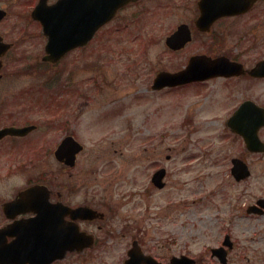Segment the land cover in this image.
Wrapping results in <instances>:
<instances>
[{
	"label": "rangeland",
	"instance_id": "obj_1",
	"mask_svg": "<svg viewBox=\"0 0 264 264\" xmlns=\"http://www.w3.org/2000/svg\"><path fill=\"white\" fill-rule=\"evenodd\" d=\"M190 1L140 0L137 23L130 8L104 29L106 54L98 56L93 48L85 57L91 62L78 64L95 75L97 90L91 89L86 111L78 109L72 118L71 130L84 147L75 168L63 169L48 152L22 168L24 159L17 152H0L1 183L12 191L29 177L57 178L107 211L102 224L107 248L95 260L101 264H122L134 239H141L157 260L186 254L196 264H219L210 250L220 246L225 235L233 241L228 264H264V217H247L244 210V204L262 194L264 176L245 182L251 192L247 198L240 196L243 183L234 184L227 176L235 146L216 131L220 82L150 89L158 71L180 69L198 49L197 39L182 53H170L164 44L168 32L188 17L189 10L180 6ZM146 7L151 12L144 11ZM12 69L8 67L0 81L2 101L5 93L18 92L26 83L51 78V73L43 79V74L22 76ZM90 85L91 80L84 86ZM38 116L43 121L50 115L39 111ZM84 119L89 132L79 128ZM158 166L167 170L163 190L150 181Z\"/></svg>",
	"mask_w": 264,
	"mask_h": 264
},
{
	"label": "flooded vegetation",
	"instance_id": "obj_2",
	"mask_svg": "<svg viewBox=\"0 0 264 264\" xmlns=\"http://www.w3.org/2000/svg\"><path fill=\"white\" fill-rule=\"evenodd\" d=\"M59 1L0 0V81L10 66L12 70L17 68L22 76L43 74L45 79L46 74L51 73V78L45 82H36L31 86L26 83L18 92L5 93L3 101L0 92V132L5 131L0 136V152H17V157L24 159L22 168L33 164L34 160L39 159V154L44 157L48 152L54 157L61 146L64 153L75 151V146L66 144L70 138L79 142L71 130L74 125L72 118L76 119L78 109L81 113L84 109L86 111L91 102V89L97 90L93 82L95 75L86 72V65L78 64L84 60L88 64L91 62L86 60L93 48L98 56L106 54L104 29L122 19L127 10L132 9V22L137 23L138 20L140 0H126L111 20L97 28L92 35L91 27L83 19L88 0H71L70 8L64 11L59 10ZM204 6L210 11L205 16L204 25L198 27L196 20L203 15L201 8ZM50 8H53L52 11ZM180 8L189 10V15L170 30L165 39L179 32L178 46L187 33L189 41L178 49L167 46L166 49L170 53H182L195 39L199 41L198 49L188 55L180 69L167 71L181 70L192 56L222 58L230 69L226 74L206 81L160 91L220 82L222 93L214 114L220 124L216 131L219 135L228 136L230 143H234L235 149L227 163V176L234 184L243 183L240 196L247 198L251 192L245 182L254 175L264 176V0H210L209 3L192 0ZM230 8L242 11H224ZM146 9L144 11L151 12L148 7ZM60 20L63 21L62 25ZM70 21L72 25L69 26ZM50 31L54 33L53 44H48ZM68 38L73 42L69 43ZM74 70L78 71L80 77L74 75ZM89 80L91 85L87 89L85 86H88ZM39 111L50 116L41 121ZM88 120L84 119L79 127L82 131L89 132L87 125L83 126ZM81 147L83 150V145ZM81 151L75 155L71 167H68L70 164L66 155H62L60 160L54 157L55 162L63 169H73ZM238 160L248 172V176L239 180L235 171ZM160 167L154 168L152 174ZM1 181L4 180L0 179V264H43L30 262L27 253L28 228H32L34 223L38 230L46 228L53 231L57 249L68 247L62 258L44 260L45 264H75V261L77 264H101L95 260L101 259L107 248V230L102 225L106 221L107 211H103L99 204L86 197L80 198V195L74 194L76 187L73 184L57 178L29 177L13 191L10 185ZM166 187L167 183L163 189ZM26 190L33 192L20 197L22 191ZM261 192L252 202L244 204L247 217H264V206L254 207L255 213H248L246 209L264 199V184ZM83 208L85 214L76 212ZM76 240L79 241L78 245ZM132 242L137 243L143 254L152 256L146 247L143 248L141 239ZM72 245L73 250H69ZM128 251L129 248L126 257ZM171 257L173 255L169 256L168 262ZM157 261L168 264L164 260Z\"/></svg>",
	"mask_w": 264,
	"mask_h": 264
},
{
	"label": "water",
	"instance_id": "obj_3",
	"mask_svg": "<svg viewBox=\"0 0 264 264\" xmlns=\"http://www.w3.org/2000/svg\"><path fill=\"white\" fill-rule=\"evenodd\" d=\"M223 1V0H222ZM70 2L71 0H60V6L59 9L61 11L68 10L70 8ZM125 2L123 0H88L85 4V19L86 24L88 27H91L92 33L97 28L98 25L103 24L105 21H107L110 16L115 12V10L122 6ZM53 8H50L49 10L52 11ZM205 8L204 10H206ZM41 10V8H40ZM225 12H238V9H225ZM36 14V12H35ZM34 14V16H36ZM52 18V15L49 16ZM74 16H71L70 18H73ZM63 24V21L60 20ZM206 20H199L198 24L199 26H202V22H205ZM60 23V24H61ZM69 26L72 25L71 21L68 22ZM91 33V34H92ZM49 40L48 44H53L54 42V33L50 31L49 33ZM189 40V36L187 34L186 39H184L185 42ZM69 43H72V39L68 38L67 40ZM180 42V34L179 32L167 37L166 43L168 46H170L173 49H176L178 47V43ZM224 60L221 59H214L211 60L209 58H204L201 56H195L190 58L189 63L187 67L179 72L176 73H169L162 71L158 73L153 81L152 89L159 90L165 86H177L181 84H186L193 81H201L208 79L210 77L226 74L230 67L223 62ZM1 135V134H0ZM66 144L68 146L74 147L73 140L69 139ZM77 149V150H76ZM74 152H78L81 147L76 148ZM61 150V148H60ZM56 151L57 158H60L62 155H64L62 152ZM72 155V154H71ZM73 160V159H72ZM73 164V163H70ZM235 171L237 172V179H240L247 175V173H244V170L240 166L235 167ZM165 172L163 169L156 171L152 176V182L157 188H162L164 186L163 178H164ZM27 191L23 193L26 194ZM30 192V191H28ZM22 195H20L21 197ZM77 213L85 214L86 210L83 209H77ZM28 237H29V246L27 249V253L29 258L35 259L36 262L39 261L42 262V260H52L53 258L62 257L63 253L66 249L60 250L62 252L61 254H58L56 252L57 248L55 247V241L53 239V231L42 228L38 230L36 224L34 223L32 225V228H28ZM224 246L231 247V243L229 242L228 237L226 236L222 246L219 248H214L211 250L212 256H215L221 264H226V250L224 249ZM43 263V262H42ZM161 264L155 261L150 256L142 255V253L134 247L129 251V259L125 261V264ZM194 260L186 257V256H180V257H172L169 264H193ZM44 264V263H43Z\"/></svg>",
	"mask_w": 264,
	"mask_h": 264
}]
</instances>
